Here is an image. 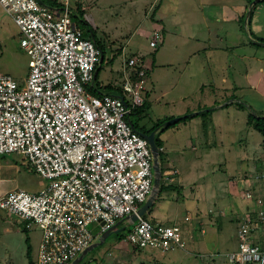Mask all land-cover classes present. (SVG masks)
<instances>
[{"label":"rangeland","instance_id":"rangeland-1","mask_svg":"<svg viewBox=\"0 0 264 264\" xmlns=\"http://www.w3.org/2000/svg\"><path fill=\"white\" fill-rule=\"evenodd\" d=\"M70 1L73 8L77 1L83 5V17L105 46L96 85L87 84L91 94L112 92L109 84L123 86L125 58L136 51L150 61L155 57L146 72L150 106L141 119L133 111L130 115L136 128L145 131L170 116L194 114L162 127L164 162L176 167L173 178L183 188L165 186L144 213L154 223H178L185 246L161 256L131 244L126 238L135 222L124 220L103 242L95 240L78 264H231L227 253L239 247L237 217L250 202L255 205L245 191L264 189L263 135L248 123L250 112L264 116V41L257 37H264V1ZM154 29L163 32L157 46L150 45ZM2 73L23 85L29 56L19 26L0 3ZM122 92L131 102L123 87ZM208 107L206 117L197 113ZM162 178L164 184L178 182ZM47 182L21 154H0V194L14 188L39 191ZM41 237L37 224L26 227L0 208V264H36Z\"/></svg>","mask_w":264,"mask_h":264},{"label":"built area","instance_id":"built-area-1","mask_svg":"<svg viewBox=\"0 0 264 264\" xmlns=\"http://www.w3.org/2000/svg\"><path fill=\"white\" fill-rule=\"evenodd\" d=\"M61 1L55 7L42 0H0L29 56L23 85L0 74V154H21L48 181L39 191L1 193L0 208L26 227L42 229L36 264H71L124 220L135 222L126 238L131 244L161 254L182 247L178 223H154L138 212L156 175L150 142L130 117L145 101L149 64L125 60L122 87L131 102L123 92L91 94L87 84L95 85L103 52L73 20L70 0ZM161 36L154 29L150 45ZM246 196L256 199L258 212L248 207L239 221V247L228 258L231 264H264V202L251 190Z\"/></svg>","mask_w":264,"mask_h":264},{"label":"trees","instance_id":"trees-1","mask_svg":"<svg viewBox=\"0 0 264 264\" xmlns=\"http://www.w3.org/2000/svg\"><path fill=\"white\" fill-rule=\"evenodd\" d=\"M43 2H45V3H47V4H50V5H52V6H55V7H60V5H62V1L61 0H42ZM261 1H264V0H256V1H254L253 3H252V5H255V4H259ZM250 2H252V0H250ZM77 4H76V7H74L73 8V6H72V4H71V1H70V5H71V8H72V10H73V12H72V14H71V16H72V18H73V20H75L76 22H77V24L78 23H81L79 26L83 29V31H84V33H85V35H87V31H86V29H85V26H87V27H89V30L92 32V36H93V38L95 39V36H96V33H95V30H94V28H92V27H90V23L88 22V20H86L84 17H83V11H84V7H83V5L81 4V3H79V1H77L76 2ZM154 14L155 13H153V16H154ZM253 15H254V10H253V8L251 7V11H250V13H249V16H248V18H247V22H248V24L251 26V23H252V19H253ZM242 17H245V13L242 15ZM159 30V29H158ZM162 33L163 32H161V35H162ZM162 37V36H161ZM258 37V40H262V41H264V37L262 38V36H257ZM96 41H97V43L99 44V46L101 47V49H102V52H103V58H102V61H101V64H103V62L105 61V58H106V55H105V46H104V44H101L99 41H98V39L96 38ZM130 56L131 55H129L127 58L129 59L130 58ZM145 56L146 55H142L141 57H140V61L142 62L144 59H145ZM114 59V57L112 58V60ZM154 59H155V57L153 56V60H152V63L154 64ZM149 69L147 68L146 69V72L148 71ZM99 71H100V67H98V71H97V74H96V79H95V83L97 82V78H98V74H99ZM132 73L134 74L135 73V69H133L132 70ZM132 78H134V76H132ZM147 81H148V78H147ZM148 83V82H147ZM96 85V84H95ZM108 86H110V88L112 89V92H118V93H122V86H120V85H108ZM94 89H96V90H100L99 89V86H96V87H94ZM146 90H147V85H146ZM145 90V101L142 103V104H139V105H137L136 107H134L133 108V112H135L137 115H138V117H139V119H141V118H143L144 117V113H146L145 112V110H146V107L148 108L149 106H150V104L148 103V99H147V97H148V93H147V91ZM230 103H228V105H229ZM237 106L239 107V108H242V109H244V108H246V106H245V104L244 103H242V102H238L237 101ZM251 108V107H250ZM211 109H212V107H208L207 109H203V110H201V111H199V112H197V113H201V115H204L205 117H206V115H207V113H210L211 112ZM193 116H194V114H192L191 116L189 115H186V116H184L183 118H181L180 120H186V118H193ZM131 117V116H130ZM204 117V118H205ZM168 118H172V116H170V117H168ZM205 120H206V118H205ZM204 120V121H205ZM164 121V120H163ZM163 121H159V122H157L156 124H154V125H152V126H150L149 127V129H147V130H145V132H151V131H153L156 127H160L161 129H160V131L156 134V142H157V144H158V146H159V148H160V153H159V159H160V165H161V170H162V176L164 175L166 178H168L169 180L170 179H172L173 178V176L175 175V173H177V171L178 170H176V167H170L169 165H167V163H166V161L164 162V158H166V156H165V153H164V149H163V147H164V142H165V139L164 138H162L161 137V134H162V132L163 131H165V128L164 129H162V122ZM248 123L249 124H251L256 130H258L259 132H261L262 133V135H263V139L261 140V144H262V147L264 148V116H260V115H258V114H254V113H249V117H248ZM134 125H135V123H134ZM135 127H137L136 125H135ZM262 161H264V159H262ZM164 163H165V165H164ZM263 166H264V163H263ZM169 170H172L173 172L172 173H169V174H167L166 175V171H169ZM164 178V177H163ZM163 178H162V180H161V184H160V189L159 190H162V189H165V186H166V188L167 187H170V186H175V187H179L180 189H182L183 188V184L182 183H179V181L178 182H176V180H175V178H173V180L177 183V185H176V183H170V182H167L166 181V184H164L163 183ZM264 179V178H263ZM250 190V189H249ZM247 191H248V189H247ZM247 191H245V192H247ZM252 191V193L256 196V194L258 193V192H255L254 190H251ZM255 196H253L254 197V199H255ZM251 200H253L252 198H251ZM254 201V203H255V205L254 206H252L251 205V208H252V211L254 212V213H256L257 214V212H258V205L256 204L257 202H255L256 201V199L255 200H253ZM250 207V206H249ZM260 207V206H259ZM187 217V216H186ZM243 218V217H242ZM241 218V219H242ZM240 219V220H241ZM181 227V226H180ZM26 229V228H25ZM185 246V245H184ZM184 246H182V247H184ZM181 247V246H180ZM89 251V250H88ZM87 251V252H88ZM83 254H85V252L83 253ZM82 255V254H81ZM84 256V255H83Z\"/></svg>","mask_w":264,"mask_h":264},{"label":"water","instance_id":"water-1","mask_svg":"<svg viewBox=\"0 0 264 264\" xmlns=\"http://www.w3.org/2000/svg\"><path fill=\"white\" fill-rule=\"evenodd\" d=\"M250 13V11H249ZM103 54V53H102ZM103 57V56H102ZM182 118V116H178V117H173L171 119H168L167 121L163 122L162 127H165L171 123L177 122L178 120H180ZM158 128L160 127H156L153 131L151 132H145V131H141V133L148 138L150 145L154 151V156H155V171H156V175L154 177V189L153 192L150 194V196L148 197L147 201L139 208L138 212L139 214H144L149 207L153 204L157 192L160 189V184H161V180H162V170H161V165H160V159H159V153H160V148L156 142V132L158 130ZM132 220H136L137 219V214L136 213H132L131 215ZM124 228L121 227L119 229ZM114 230H118L117 226H113L110 229H108L106 232H104L103 236H102V240L100 242H103V240L106 239V237L111 234V232H113ZM98 243L95 242L93 244H91L84 252L86 253L89 249L93 248L94 246H96ZM83 258V254L80 255L78 258H76L71 264H78L80 262V260Z\"/></svg>","mask_w":264,"mask_h":264},{"label":"crops","instance_id":"crops-1","mask_svg":"<svg viewBox=\"0 0 264 264\" xmlns=\"http://www.w3.org/2000/svg\"><path fill=\"white\" fill-rule=\"evenodd\" d=\"M260 12V10L258 11V13ZM222 14V16H225L226 14H225V12L224 13H221ZM156 14H154V16H155ZM161 16V15H160ZM163 16H164V14L162 15V18H163ZM158 19H161L159 16L157 17ZM259 19V18H258ZM258 19H256V20H258ZM255 20V21H256ZM163 24H164V20H163ZM137 52L136 51H134V52H132L131 53V56L130 57H137V58H140L139 56H137V54H136ZM125 59H127V58H125ZM144 60H146L147 62H148V64L150 65V63L152 62V61H150L149 59H148V57L147 56H145V59ZM124 65V64H123ZM247 74H249V72L247 73ZM245 176H247V175H245ZM249 190V189H248ZM247 191V190H246ZM245 194H246V192H245ZM256 196H260V197H262V201L264 202V189L263 190H260L257 194H256ZM251 207V202L247 205V207H246V209H248V207ZM245 213V212H244ZM243 217V215H239L238 217H237V220H239L240 221V219ZM239 224V223H238ZM227 252V251H226ZM230 252H233V251H230ZM230 252H228V253H230ZM219 253H221V252H219ZM228 253H227V255H228ZM212 255H215L214 253L212 254ZM161 256H165V254H161Z\"/></svg>","mask_w":264,"mask_h":264},{"label":"flooded vegetation","instance_id":"flooded-vegetation-1","mask_svg":"<svg viewBox=\"0 0 264 264\" xmlns=\"http://www.w3.org/2000/svg\"><path fill=\"white\" fill-rule=\"evenodd\" d=\"M160 129H161V128H158V130H157L156 134H157V133L160 131Z\"/></svg>","mask_w":264,"mask_h":264},{"label":"clouds","instance_id":"clouds-1","mask_svg":"<svg viewBox=\"0 0 264 264\" xmlns=\"http://www.w3.org/2000/svg\"><path fill=\"white\" fill-rule=\"evenodd\" d=\"M250 199V198H249Z\"/></svg>","mask_w":264,"mask_h":264}]
</instances>
